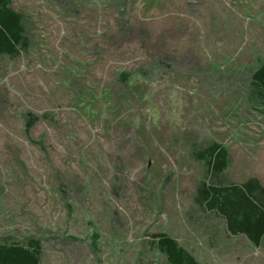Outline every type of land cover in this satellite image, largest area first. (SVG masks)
Listing matches in <instances>:
<instances>
[{"label":"rangeland","instance_id":"1","mask_svg":"<svg viewBox=\"0 0 264 264\" xmlns=\"http://www.w3.org/2000/svg\"><path fill=\"white\" fill-rule=\"evenodd\" d=\"M11 7L28 48L0 57V242L39 240V264H166L163 233L199 264H264L194 203L211 142L220 183L264 187V0Z\"/></svg>","mask_w":264,"mask_h":264},{"label":"trees","instance_id":"2","mask_svg":"<svg viewBox=\"0 0 264 264\" xmlns=\"http://www.w3.org/2000/svg\"><path fill=\"white\" fill-rule=\"evenodd\" d=\"M27 48L23 16L12 9L11 0H0V57H15ZM250 83L256 96L264 100V60L251 74ZM31 127V120L27 118L25 131ZM194 158L205 169V178L196 187L194 203L219 216L229 234L244 235L253 247L264 246V187L256 178L241 184L220 183L219 177L228 167V153L219 143L211 142L196 150ZM152 244L165 256L166 264H199L166 234L154 235ZM96 248L95 240L93 249ZM40 251L39 240L0 242V264H39Z\"/></svg>","mask_w":264,"mask_h":264}]
</instances>
